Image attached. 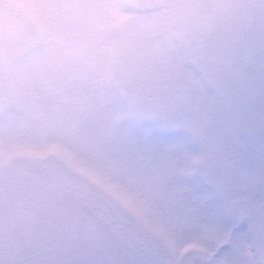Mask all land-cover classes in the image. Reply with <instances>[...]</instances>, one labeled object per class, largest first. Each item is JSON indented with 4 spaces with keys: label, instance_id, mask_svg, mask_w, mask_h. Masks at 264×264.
I'll list each match as a JSON object with an SVG mask.
<instances>
[{
    "label": "snow or ice",
    "instance_id": "snow-or-ice-1",
    "mask_svg": "<svg viewBox=\"0 0 264 264\" xmlns=\"http://www.w3.org/2000/svg\"><path fill=\"white\" fill-rule=\"evenodd\" d=\"M259 8L155 44L73 138L0 114V264H264Z\"/></svg>",
    "mask_w": 264,
    "mask_h": 264
},
{
    "label": "rangeland",
    "instance_id": "rangeland-1",
    "mask_svg": "<svg viewBox=\"0 0 264 264\" xmlns=\"http://www.w3.org/2000/svg\"><path fill=\"white\" fill-rule=\"evenodd\" d=\"M223 1L228 8L216 20L249 15H242L241 0ZM161 2L0 0L1 91L6 76L12 79L14 73L7 66H19L14 86L11 82L8 92L0 93V114L25 120L32 133L57 132L69 138L100 124L101 84L104 92L117 88L141 70L144 53L155 44H178L183 38L171 8L161 7L171 6L170 1ZM52 25L69 33L88 29L94 47L71 71H47L50 50L45 37ZM89 139L85 135L77 142L87 146Z\"/></svg>",
    "mask_w": 264,
    "mask_h": 264
},
{
    "label": "flooded vegetation",
    "instance_id": "flooded-vegetation-1",
    "mask_svg": "<svg viewBox=\"0 0 264 264\" xmlns=\"http://www.w3.org/2000/svg\"><path fill=\"white\" fill-rule=\"evenodd\" d=\"M169 1L171 3V6H174L171 8V12L173 15V19L177 24L179 35H184L185 30L190 25H193L195 23H204L206 21H214L218 19V16L221 17L224 11L227 10L228 8V2L223 0H169ZM164 3L165 0H162L161 4ZM239 3H240V8L242 10V15L244 11L249 13L248 16L243 15L245 18H253L259 15L260 0H252V2L251 0L250 1L241 0L239 1ZM186 4L197 5L198 7L184 8L183 5ZM222 9L224 10L222 13H220ZM7 67L9 71H14V73H12V79H7L8 75L6 76V79L4 81V88H2V91L0 90L1 94L3 90H4V94H6V92H8V90L10 89L9 88L10 83L12 82L14 86L15 81H17V79L15 78V71L19 66H15L14 63L8 65ZM14 91L15 90L13 89V92Z\"/></svg>",
    "mask_w": 264,
    "mask_h": 264
},
{
    "label": "clouds",
    "instance_id": "clouds-1",
    "mask_svg": "<svg viewBox=\"0 0 264 264\" xmlns=\"http://www.w3.org/2000/svg\"><path fill=\"white\" fill-rule=\"evenodd\" d=\"M50 31L51 34L45 37L50 50L47 61L49 73L71 71L88 57L94 47L87 27L79 32L69 33L52 25Z\"/></svg>",
    "mask_w": 264,
    "mask_h": 264
}]
</instances>
